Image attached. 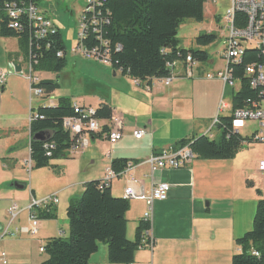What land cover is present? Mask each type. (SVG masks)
Wrapping results in <instances>:
<instances>
[{"label": "crops", "instance_id": "1", "mask_svg": "<svg viewBox=\"0 0 264 264\" xmlns=\"http://www.w3.org/2000/svg\"><path fill=\"white\" fill-rule=\"evenodd\" d=\"M210 47L206 48L207 52ZM209 56L207 63H197L193 78H188L184 65L179 64L173 70L169 86L155 80L148 89L130 77L114 72L110 66L85 60L72 50L70 59L66 53L67 65L57 81L58 90L45 101L33 94L29 81L30 62L19 40L0 38V72L8 75L6 85L0 88V126L11 119L27 118L26 133L24 130L17 133L19 137L15 134V140L7 144V148H11L8 158L12 157L13 169L7 172L0 166L3 171L0 202L8 204V211L12 204H17L21 211L11 226L10 221L5 228L0 226V237L5 231L12 233L0 241L9 264H42L46 258L39 261L42 254L40 251L39 254L34 251L37 255L34 254L33 245L36 241L46 243L70 233L69 202L83 194L86 183L104 180L116 159H126L133 165L129 175L139 180L147 191L159 183L171 186L168 199L154 204L149 233L153 246L138 250L133 264H232L233 257L242 251L236 241L253 229L257 205L264 200V175L259 166L250 168L245 163L250 150H242L228 161L195 158L188 167L179 170L151 173L146 163L152 155L172 148L180 140L218 137L213 124L222 113L226 89L220 79L210 80L205 76L217 75L227 64L216 66L217 59L212 58L211 53ZM25 64L29 75H19ZM69 67L78 84V90L72 95L69 91L60 92V82L70 76L66 73ZM34 97L39 99L37 109L44 105L56 106L61 98L91 109H97L101 103L108 104L123 121V138L119 143L111 144L106 136L90 134L85 149L74 154L69 152L67 158L52 162L53 168L36 170L30 159L29 131L31 115L35 111ZM6 98L20 104L19 113L5 111ZM141 129L147 134L136 139L134 132ZM128 183V176L113 180L112 195L123 198ZM14 184L25 186V189H16ZM50 196H57L59 200L55 206L57 216L55 219H38V234L31 238L32 235L26 233L31 226L28 208L34 200ZM146 210L144 202H130L128 237H135ZM41 247L44 246L41 245L39 250ZM89 264H110L106 245H100Z\"/></svg>", "mask_w": 264, "mask_h": 264}, {"label": "trees", "instance_id": "2", "mask_svg": "<svg viewBox=\"0 0 264 264\" xmlns=\"http://www.w3.org/2000/svg\"><path fill=\"white\" fill-rule=\"evenodd\" d=\"M45 0H0V38H16L24 51L34 73L53 71L60 73L67 65L66 47L60 29L55 34L39 39L35 28L21 16L22 29H11L14 19L9 18L6 6L18 4L22 7L30 3L40 5ZM100 6L94 12H84L86 25L84 39L79 42L88 50L106 52L111 68L122 76L130 77L141 86L151 88L155 80L172 75L169 65L175 62L186 64L188 56L195 63L209 61L206 48L217 42L215 34H200L196 38L199 49H185L180 46L178 33L188 20L197 23L205 21V5L197 0H99ZM211 15L216 17L217 6L209 4ZM60 54L62 55L60 57ZM263 62L260 51L247 50L238 64L229 66L232 78L239 90L233 92L228 115L219 116L215 130L216 139L201 136L180 140L173 148L190 145L195 157L205 161H228L236 157L245 145L254 142L256 132L244 137L233 128V114L258 104H264V89L253 88L246 69ZM41 91L43 100L51 99L59 88L53 80H40L34 86ZM233 90V89H232ZM227 91V89H226ZM115 113L108 104L101 103L95 109L93 119L100 121L102 130L92 136L107 140L110 123ZM82 118L75 114L70 99L61 98L58 105L40 106L31 115L30 159L36 170L53 168L52 162L67 158L75 140L64 128L69 118ZM88 121V120H86ZM35 136L39 138L36 139ZM129 161L116 159L111 170L119 175L124 172ZM102 181H91L84 186L83 194L69 202L67 217L70 233L68 237L49 239L44 245L46 260L42 264H89L100 245L108 248L110 264H133L135 254L143 240L150 242L148 233L151 225L141 221L134 240L127 237V212L130 202L112 195L111 187L102 188ZM55 206L34 208L37 219L56 218ZM237 245L241 253L233 257L232 264H264V200H260L254 217L253 229L239 238ZM256 251L259 256L253 255Z\"/></svg>", "mask_w": 264, "mask_h": 264}, {"label": "built area", "instance_id": "3", "mask_svg": "<svg viewBox=\"0 0 264 264\" xmlns=\"http://www.w3.org/2000/svg\"><path fill=\"white\" fill-rule=\"evenodd\" d=\"M204 1L208 4H213L218 7L219 4H224L225 10L223 18L220 19L223 25L224 31L227 32L226 40L224 41V52L223 59L226 61L227 67L224 71L214 74H207L206 79H220L225 89H234L238 83L232 78L229 66L232 64H238L241 62L242 57L245 52L249 49L257 50L261 52L263 56V62L259 64H254L246 69V76L251 79V86L253 88H263L264 89V0H197ZM99 0H89V4L86 8V12H94L95 7L100 6ZM6 13L9 18L14 19L10 24L11 29H22V24L19 21L21 16H24L30 23V25L35 28L36 38L43 39L48 37L50 34H55L59 28L54 24L50 16L47 15L39 5L30 3L25 7L18 4H10L6 6ZM84 14V13H83ZM81 18V32L79 34V40L75 49L74 54L80 55L86 60H92L100 64L110 66L106 52L103 54L99 50L88 51L83 44H79L82 39H84V31L86 29L85 23H83ZM62 55L60 54V57ZM30 62V61H29ZM182 64L180 62H175L169 65L172 70V75L170 77L164 78L161 82L164 85L169 86L173 79V70L176 66ZM184 65L186 76L188 78H193L196 72V65L192 58L188 56L186 64ZM111 67V66H110ZM8 81V75L6 73L0 72V88H3ZM29 81L31 83L32 91L34 96L40 97L41 91L35 89L34 86L39 83L38 77L33 75V71L30 64V75ZM137 82V81H136ZM138 84V83H137ZM264 105V104H263ZM259 106L258 104H253L250 108L245 110L236 111L233 114V128L235 130H242L246 127L248 121L256 122L258 124V130H256L255 140L258 143H264V106ZM75 114L81 116L82 118H69L64 121V128L68 131L75 140L74 146L69 151L72 154L80 149H85L88 145V137L92 133H97L102 130L101 122L92 118L95 114V109L84 108L78 104H73ZM230 110L227 103H222L220 111ZM88 120V121H86ZM218 123V118L214 122L213 126ZM147 134L146 130L141 129L134 132V137L136 139H141ZM123 138V121L119 116H114L110 123V133L108 141L111 144L119 143ZM195 155L190 147L186 145L182 148H169L161 151L157 155H152L148 160L147 164L150 167L151 173H155L161 170H179L186 168L195 159ZM31 163V162H30ZM133 168L132 164H128L125 171L119 175L111 169L107 170L106 177L102 180V188H110L111 183L118 177H129V183L127 184L123 198L129 202L140 201L144 202L147 210L144 214L143 221L146 223L151 222L152 211L154 204L156 202H164L168 199L171 186L168 183H159L151 188L149 191L146 190L144 186L137 180L134 176L129 175V172ZM259 171L264 175V161L259 163ZM59 200L57 196H50L43 200H34L32 205L28 208L30 212V223L31 226L26 230L27 234L36 236L39 231V220L34 213V208H49L52 206H57ZM10 215V225L17 219L20 214V210L17 204H12L9 209ZM151 225V223H149ZM20 233V230L18 231ZM149 235V233H148ZM12 236V233L8 230L2 233L0 241L7 237ZM153 243L143 240L141 248L151 247ZM40 253L44 254V247L40 248ZM253 255L259 256L256 251H253ZM0 264H9L8 256L6 251H4L0 246Z\"/></svg>", "mask_w": 264, "mask_h": 264}, {"label": "rangeland", "instance_id": "4", "mask_svg": "<svg viewBox=\"0 0 264 264\" xmlns=\"http://www.w3.org/2000/svg\"><path fill=\"white\" fill-rule=\"evenodd\" d=\"M88 4H89V0H45L41 2L39 5L40 9L46 12L50 16L54 24L57 25V27H59L63 40L67 47V53L69 59L72 57V50L75 49L77 42L79 40V34L81 32V18ZM211 9L212 8L210 7L209 4L205 5L206 16H205V21L203 23H197L192 20L186 21L179 30L178 40L180 41V45L185 49H199V47L196 44V38L200 34L217 35L218 38L217 42L208 49V53L212 54V58L217 59L216 66H223L225 65L226 61L221 58V55L223 53L222 52L223 47H225L224 41L226 40L227 32L224 31L220 19L223 18L225 6L224 4L218 5L216 17H214L213 14L212 16H210ZM72 70L73 69L70 67L66 70V73L69 74L70 76H68L67 78L68 80L63 78V81L60 82V89H61L60 92L69 91L72 95L78 90V84L74 81V76H72ZM23 74H26L27 76L29 75V71H27V64L24 65V70L19 75H23ZM33 75L38 78L40 77L41 79H52L57 82L58 80L61 79L63 73L61 72L56 73L53 71H41L38 72V75L35 73ZM72 82H74V84ZM238 90H239V85H237L233 90L228 89L225 93V96L223 95L222 103H227L228 106L231 107L232 94L233 92H237ZM34 98H35L33 99L35 101L34 110L36 111L39 104V103L36 104V102H38L39 99L38 98L36 99V97ZM4 104H5L6 112L15 110L12 113H19V109L22 108L20 107L19 103L15 104L9 98H6V102ZM13 106H15L16 108H14ZM26 108L28 110V107ZM220 115L221 117H224L225 115H228V111L222 110V113ZM26 123H27V118L21 117L19 120L11 119V121L5 122V125L0 126V166L2 169L4 166V171L7 172L11 171L14 165L12 157L9 156L8 158V152L11 150V148H7V144L9 143L10 140H15V136H14L15 134L20 133L23 130L26 133V126H25ZM246 124H247L246 128L240 131L244 137L251 136L254 132H256V130H258V124L256 122L248 121ZM19 135L20 134H17V137H19ZM242 150L243 151L250 150V154L245 161L246 166L250 168L258 167L260 161L261 160L264 161V143L254 142L250 145H245L242 148ZM0 175H3L2 170H0ZM10 219L11 218L8 213V204L5 202H0L1 228H5L8 225ZM129 227H131L130 224ZM68 236L69 233H67L66 236L64 237H68ZM129 237H128L129 240L131 241L134 240L133 239L134 236L130 235ZM31 238L34 237L31 236ZM44 243L45 242L36 241V243L33 245V249H34L33 253L37 255V253L34 251H38L39 254V247L41 245L44 246L46 244ZM0 246H1V242H0ZM32 257L33 255L31 254V259ZM45 258L46 255L42 254L40 255L39 261L44 260Z\"/></svg>", "mask_w": 264, "mask_h": 264}, {"label": "water", "instance_id": "5", "mask_svg": "<svg viewBox=\"0 0 264 264\" xmlns=\"http://www.w3.org/2000/svg\"><path fill=\"white\" fill-rule=\"evenodd\" d=\"M35 138L38 139L39 137L38 136H35ZM12 186H14L16 189H22V190L25 189V186H20V184H14Z\"/></svg>", "mask_w": 264, "mask_h": 264}]
</instances>
